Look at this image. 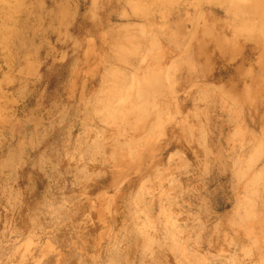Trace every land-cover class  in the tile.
I'll return each mask as SVG.
<instances>
[{
	"label": "rangeland",
	"instance_id": "374dc122",
	"mask_svg": "<svg viewBox=\"0 0 264 264\" xmlns=\"http://www.w3.org/2000/svg\"><path fill=\"white\" fill-rule=\"evenodd\" d=\"M145 1L22 0V7H15L14 18L19 22L6 29L7 39L0 44V264H123L124 261V264H157L158 260V264H264V232L261 235L262 231L257 228L259 223L264 228V222H259L263 217L248 215L250 196L246 190L258 191L251 207L255 212L264 213V93L257 95L253 83V78L259 82L264 80L259 51L264 42V13L244 15L254 19L248 23L257 22L260 26L256 29V33L260 30V35L248 33L247 36L238 30L241 29L239 14L230 10V16L228 7L218 0H173L169 4L167 0L163 4L160 0H147L144 5ZM162 24L164 26H160ZM207 27L232 40L242 50V55L225 56L211 42L203 54H197L198 41L190 43V36L193 33L204 36ZM133 36L138 38L134 40ZM144 36L151 40L146 42ZM156 41L161 42L166 54L161 63L163 72H167L163 82L166 93L152 100L157 101L162 110L167 109L166 116L170 115L161 120L160 126L153 121L160 129L155 133L161 134L154 142L157 148L153 156L147 159L141 171L127 170L114 177L113 170H124L113 162L114 148L123 144L126 137L118 139L113 123L117 124L119 117L112 119L113 123L106 122L105 117L98 114V107L100 109L103 100L106 103V95L112 93L109 87L118 86L113 72L125 71L130 76L134 71L143 72L152 61L154 53L150 56L148 51L145 56V52L140 51L138 57L128 58L127 63L120 61L129 55L130 43L147 47ZM253 91L256 94L251 95ZM100 118L103 123L98 122ZM137 120H132L130 125ZM88 146L91 150H87ZM251 159L254 163L247 164ZM113 178L118 181L116 186ZM84 179H87L86 184ZM26 241H31V246Z\"/></svg>",
	"mask_w": 264,
	"mask_h": 264
},
{
	"label": "bare ground",
	"instance_id": "6f19581e",
	"mask_svg": "<svg viewBox=\"0 0 264 264\" xmlns=\"http://www.w3.org/2000/svg\"><path fill=\"white\" fill-rule=\"evenodd\" d=\"M21 1L22 0H0V25H1V29H0V44H1V42L3 43V40H6L7 39V28L8 27H10V26H13V25H15L16 23H18L19 21H18V19L16 20L15 18H14V16H15V7L17 6V7H22V4H23V2H22V4H21ZM67 1V0H66ZM139 1V0H138ZM147 1V0H146ZM146 1L144 2V5H146ZM152 1V0H151ZM160 1H162V4L163 3H165L164 1H166V0H160ZM219 2H221V3H223V4H225L227 7H228V12H229V14H230V16H231V11L233 10L234 11V13H236L237 15H238V17H239V19L241 20V23H239L238 21V23L241 25V29H239L238 28V30L239 31H244V33H246V35L248 36V33L249 34H251V35H253V33H255L257 36L258 35H260V33H259V31H257V33H256V29L257 28H259L260 29V26H258V25H256L257 24V22H256V24L255 23H248V21H250V20H254V19H248V18H246L244 15L245 14H247V13H249V12H254L253 14L255 15L256 14V12H260V13H264V5L262 6V3H263V1L261 0V1H259V0H218ZM217 1V2H218ZM258 1H259V4H258ZM31 2H33V1H31ZM135 2V1H134ZM137 2V1H136ZM174 1L173 0H167L166 1V4H169V3H173ZM248 2H251V4L252 5H250V3H248ZM143 3V2H142ZM40 4V3H39ZM151 4H153L152 2H151ZM131 5V4H130ZM143 5V7H147V6H144ZM220 5V4H219ZM33 6H34V4H33ZM129 6V5H128ZM152 6V5H151ZM156 6V5H155ZM252 6H254V7H252ZM135 7H137V5H135ZM139 7V6H138ZM142 7V8H143ZM19 8V10L20 11H22L21 9ZM62 8V7H61ZM148 8V7H147ZM146 8V9H147ZM17 9V8H16ZM18 10V9H17ZM16 10V11H17ZM60 10H62V9H60ZM132 10H134L133 8H132ZM137 11L139 10V8L138 9H136ZM231 10V11H230ZM142 11V10H141ZM144 11H146V10H144ZM159 11H160V9H159ZM66 12V11H65ZM135 12V11H134ZM143 12V11H142ZM169 12V11H168ZM144 13H147V12H144ZM19 14V13H18ZM18 14H16V15H18ZM21 14V13H20ZM136 14V13H135ZM141 14V13H140ZM186 14V13H185ZM184 14V15H185ZM228 14V15H229ZM253 14H252V16H253ZM142 15V14H141ZM159 15V14H158ZM164 15V14H163ZM257 15V14H256ZM255 15V16H256ZM199 16V15H198ZM210 16V15H209ZM232 16H235L236 17V15L235 14H232ZM251 16V17H252ZM254 17V16H253ZM62 18V17H61ZM148 18V17H147ZM106 19H107V17H106ZM145 19V18H144ZM237 19V18H236ZM235 19V20H236ZM260 19V18H259ZM258 19V20H259ZM167 20V19H166ZM102 21V20H101ZM106 21V20H105ZM103 22V21H102ZM165 22V21H164ZM164 22H163V24H164ZM227 22V21H226ZM85 23V22H84ZM105 23V22H104ZM160 23V22H159ZM238 23L235 25V26H237L238 25ZM262 23H264V21H262ZM101 24V23H100ZM100 24H99V26H100ZM152 24V23H151ZM160 25V26H164V25ZM232 24V23H231ZM85 25L87 26V24L85 23ZM97 25V24H96ZM102 25H103V23H102ZM189 25V24H188ZM204 25V24H203ZM239 25V26H240ZM166 26V25H165ZM258 26V27H257ZM92 27H94V26H92ZM127 27V26H126ZM159 27V26H158ZM238 27V26H237ZM264 27V26H263ZM90 28V27H89ZM134 28V27H133ZM140 28V27H139ZM144 28V27H143ZM197 28V32H198V26L196 27ZM204 28V27H203ZM209 27H207V29H206V34L203 36V35H201L200 36V34L199 33H197V34H192L191 36H190V43H191V41L192 42H194L195 41V39L198 41V46L195 48V50H197V54L198 53H201V54H203V52L205 51V49L207 48V46L210 44V42L211 43H214V45H216V47L218 48V50L221 52V53H223V54H226L225 56H229V57H234V56H238V55H242V50H240L238 47H236L235 46V44H234V42H232V40H230V39H226L227 37H225V36H223L222 34H219L218 32H216V33H213V31H210L209 29H208ZM262 28V27H261ZM91 29V28H90ZM142 29V28H141ZM145 29V28H144ZM143 29V30H144ZM163 29V28H162ZM223 29V28H222ZM235 28L233 27V30H234ZM263 29V28H262ZM9 30V29H8ZM92 30V29H91ZM121 30H123V32L125 31V27H124V29H121ZM131 30V29H130ZM142 30V31H143ZM159 30V29H158ZM167 30V29H166ZM149 31V30H148ZM152 31V30H151ZM168 31V30H167ZM226 31H228V29L226 30ZM239 31H235V32H239ZM262 31V30H261ZM145 32V31H144ZM159 32H160V30H159ZM196 32V31H195ZM102 33H104L103 31H102ZM128 33V32H127ZM134 33H135V31H134ZM133 33V34H134ZM138 33V32H137ZM203 33H205V31L203 32ZM243 33V34H244ZM129 34V33H128ZM132 34V33H131ZM166 34V33H165ZM234 34V33H233ZM99 35H100V33H99ZM105 35V34H104ZM103 34L101 35V36H104ZM130 35V34H129ZM135 35V34H134ZM144 35V34H143ZM143 35H141V36H143ZM148 35V34H147ZM153 35H155V34H153ZM263 35V34H262ZM10 36V35H9ZM100 36V37H101ZM253 36H255V35H253ZM94 37V36H93ZM128 37V36H127ZM134 37L135 36H133V38L132 39H134ZM139 37H140V35H139ZM145 37V38H144ZM143 38L144 39H146V42H148V41H150L151 39H149L148 37V39L146 38V36H144ZM158 37V36H157ZM160 37V36H159ZM238 37V36H237ZM86 38H88V37H86ZM103 37H101L100 39H102ZM138 37H136L135 39H137ZM151 38V37H150ZM232 38V37H231ZM242 38H244V37H242ZM260 38V37H259ZM99 39V38H98ZM134 39V40H135ZM168 39V38H167ZM166 39V40H167ZM252 39H254V37L252 38ZM103 40V39H102ZM101 40V41H102ZM141 40L142 39H140L139 41L141 42ZM157 40V39H156ZM168 40H170V39H168ZM81 41V40H80ZM131 40H129V42H130ZM133 41V40H132ZM137 41V40H136ZM143 41V40H142ZM254 41H257L256 39L254 40ZM88 42V41H87ZM98 42V41H97ZM96 42V43H97ZM104 42V41H103ZM163 42H164V40H163ZM80 43V42H79ZM159 43H161V42H159ZM159 43H157V41L156 42H154V43H152V42H150L149 43V45L147 46V47H142V45H139V47L137 46L136 47V44H139V43H136L135 44V46H133V45H131V43H130V49H129V53L127 52V54H129V55H126V57H123L122 58V60H120V61H122V62H124V63H127V60H128V58H129V60H130V58H136V57H138L139 55H140V51H144L145 52V54L143 55V56H145L147 53V51L149 52V55L151 56V55H153V53H154V55L151 57V60L152 61H150V62H148L147 64H149L148 65V67H146L145 68V70H144V68H143V72L141 71V72H139V71H134V72H132V75L130 74V76L132 77L131 79L129 78L130 76H129V74H128V76L126 75V73H125V71H118V72H113V76H114V78L118 81V86H117V88L115 89H111L109 86V89H110V91H112V93H108V95H106L107 97V99H106V103L104 104V100H103V106H101L100 107V109H99V107H98V110H99V112H98V114H100V115H103L104 117H105V119L104 120H107L106 122H108V121H112V119H115L116 117H119V119H117L118 121H117V124H115V123H113V121H112V123L115 125V127H116V129H117V131H118V139L119 140H122V138H124V136L126 137V141L124 142H122L123 144H121V145H117L115 148H114V158H113V162H114V164L116 165V166H119V167H122V168H124V170L121 172V171H119V170H113L114 172H113V176L114 177H116V176H121V174H123V173H125L127 170H130L131 172H140L141 171V168H142V166L144 165V163L145 162H147V159H149V158H151L152 156H153V154H154V152H155V150H156V148H157V146H154V142L159 138V136H160V132H159V134H156L155 132H156V130H158L159 128L158 127H155V126H157L160 122H161V120L163 119V118H165V117H167V116H169V115H167L166 116V112H165V109H163L162 110V108H160V106H159V104H158V102L157 101H155V100H152V99H157V96L156 95H160L161 97H163L162 95H163V93L165 92L164 90V86H163V82H164V78L166 77V76H164V74H166L167 72L165 71V72H163V68H162V66H161V63H162V61L163 60H165L166 58H165V52L162 50L163 48L161 47V44H159ZM251 43V42H250ZM92 44V43H91ZM126 44V43H125ZM168 44V43H167ZM179 44V43H178ZM189 44V43H188ZM255 44V43H254ZM261 44V43H260ZM260 44H258V45H260ZM87 45V44H86ZM170 45V44H169ZM257 45V46H258ZM120 46H122V45H120ZM120 46H117V48L118 47H120ZM181 46V45H180ZM188 46H190V44L188 45ZM256 46V45H255ZM89 47V46H88ZM125 47V46H124ZM173 48H175L174 46H172ZM261 47H263L262 48V51L261 50H259L260 51V53H261V64L263 65V66H261L260 67V71L262 72V77H263V79H264V42L262 43V45H261ZM100 48H101V46H100ZM107 48V47H106ZM84 49V48H83ZM137 49H140L139 51L137 50ZM213 49V48H212ZM119 50V49H118ZM128 50V49H127ZM126 50V51H127ZM176 50V49H175ZM85 51H86V49H85ZM88 51H89V49H88ZM93 51V50H92ZM95 51V50H94ZM93 51V53H95ZM151 51V52H150ZM91 51H89V52H87L88 54L90 53ZM99 52V51H98ZM117 52H119V51H117ZM213 52V51H212ZM97 53V52H96ZM122 53H123V50H122ZM186 53H188V52H186ZM190 53H192V54H194V52H190ZM88 54H86V55H88ZM99 55H100V53H98ZM104 54V53H103ZM189 54V53H188ZM86 55H83V56H86ZM121 55H123V54H121ZM176 55H177V53H176ZM195 55V54H194ZM89 56V55H88ZM107 56V55H106ZM119 56V55H118ZM175 55H173V57H174ZM185 56H186V54H185ZM82 57V56H81ZM90 57V56H89ZM101 57V56H100ZM86 58V57H85ZM147 58H148V56H147ZM177 58V57H176ZM191 58V57H190ZM181 59V58H180ZM183 59H186V58H184L183 57ZM182 59V60H183ZM84 60V59H83ZM132 60V59H131ZM135 60V59H134ZM147 60V59H146ZM138 61V60H137ZM144 62H145V59L143 60ZM175 61V60H174ZM260 61V60H259ZM259 61L257 62L258 64H259ZM78 62V61H77ZM76 62V63H77ZM83 62V61H82ZM81 62V63H82ZM86 62V61H85ZM169 62V61H168ZM172 62V61H171ZM189 62V61H188ZM107 63V62H106ZM217 63V62H216ZM215 63V64H216ZM231 63H232V61H231ZM79 64H80V62H79ZM83 64V63H82ZM146 64V65H147ZM176 64H177V62H176ZM84 65V64H83ZM101 65V64H100ZM122 65H124V64H122ZM145 65V64H144ZM143 65V66H144ZM217 65V64H216ZM87 66V65H86ZM96 66V65H95ZM171 66V64H169V66H168V68ZM180 66V65H179ZM215 66V65H214ZM229 66V65H228ZM251 66V65H250ZM85 67V66H84ZM112 67V66H111ZM178 67V66H177ZM212 67H213V65H212ZM211 67V68H212ZM215 67H217V66H215ZM107 68V67H106ZM113 68V67H112ZM127 68H129V67H127ZM180 68V67H179ZM219 68V67H218ZM79 69V68H78ZM136 69V68H135ZM138 70H140L139 68H137ZM100 70V69H99ZM98 70V71H99ZM108 70V69H107ZM110 70V69H109ZM113 70V69H112ZM115 70H117V69H115ZM171 70V69H170ZM174 71V70H173ZM178 71V70H177ZM249 71H250V69H249ZM86 72V71H85ZM88 72V74H89V71H87ZM94 72H96V71H94ZM103 72V71H102ZM214 72H216V71H214ZM80 73V72H79ZM77 74V73H76ZM96 74H98L97 72H96ZM112 74V73H111ZM80 75V74H79ZM83 75H84V73H83ZM90 75V74H89ZM95 75V74H94ZM167 75V74H166ZM214 75V74H213ZM250 75V74H249ZM75 76V75H74ZM77 76V75H76ZM85 76L87 77V75L85 74ZM85 76H82V77H85ZM107 76H108V74H107ZM110 76V75H109ZM108 76V77H109ZM95 77V76H94ZM212 77V76H211ZM210 77V78H211ZM77 78V77H76ZM107 78V77H106ZM75 79V78H74ZM87 79V78H86ZM92 79V78H91ZM95 79V78H94ZM101 79V78H100ZM212 79V78H211ZM81 80H83V78L81 79ZM80 80V81H81ZM96 80V79H95ZM98 80V79H97ZM210 80V79H209ZM250 80H252V79H250ZM75 81H77V80H75ZM74 81V82H75ZM115 81V80H114ZM205 81V80H204ZM73 82V81H72ZM82 83V82H81ZM96 83V82H95ZM110 83H112V82H110ZM213 83V82H212ZM253 83H254V87H256V88H254L255 90H256V93H257V95L258 94H261V93H264V80L263 81H261L260 80V82L257 80V79H254L253 78ZM99 84V83H98ZM215 84V83H214ZM248 84V83H247ZM72 85H73V83H72ZM71 85V86H72ZM82 85H83V83H82ZM111 85H114V84H111ZM205 85V84H204ZM249 85V84H248ZM106 86V85H105ZM190 86H192V85H190ZM246 86V85H245ZM73 87V86H72ZM85 87H86V83H85ZM115 87V86H114ZM75 88V87H74ZM211 88V87H210ZM244 88V87H243ZM109 89H108V91H109ZM138 89V90H137ZM168 89V88H167ZM219 89V88H218ZM230 89H233V86H231V88ZM169 90V89H168ZM175 90V89H174ZM205 90V89H204ZM211 91H213L212 89H210ZM251 90L252 89H249L247 92L248 93H251ZM94 91H95V89H94ZM135 91H136V95H134V93H135ZM196 91V90H195ZM242 91V90H241ZM79 92V91H78ZM169 92V91H168ZM205 92V91H204ZM218 92V91H217ZM240 92V91H239ZM254 92V91H253ZM71 93V92H70ZM85 93V92H84ZM88 93V92H87ZM99 93H100V91H99ZM166 93V92H165ZM193 93V92H192ZM255 92L253 93V94H251V95H254V94H256ZM79 94V93H78ZM203 94V93H202ZM236 94V93H235ZM105 95V94H104ZM166 95V94H165ZM192 94H190V96H191ZM214 95V94H213ZM245 95H249V94H245ZM74 96V95H73ZM86 96V95H85ZM90 96H92V95H90ZM102 96H103V94H102ZM204 96V95H203ZM232 96H234V94L233 95H231L229 98L231 99L232 98ZM246 96V97H247ZM98 96H96V98H97ZM161 97H159V101H160V98ZM201 97H202V95H201ZM206 97V96H205ZM215 97V96H214ZM71 98V97H70ZM81 98V97H80ZM79 98V99H80ZM89 98V97H88ZM87 98V99H88ZM78 99V98H77ZM90 99V98H89ZM98 99H99V97H98ZM105 99V98H104ZM162 99V98H161ZM200 99V98H199ZM205 99H207V97L205 98ZM204 99V100H205ZM158 100V99H157ZM204 100H203V102H204ZM161 101H163V100H161ZM201 101V100H200ZM97 102H100V99L97 101ZM157 102V103H156ZM168 102V101H167ZM199 102V101H198ZM102 103V101L100 102V104ZM163 103V102H162ZM245 103V102H244ZM165 104V103H164ZM80 105V104H79ZM99 105V104H98ZM102 105V104H101ZM162 105V104H161ZM166 105H168V104H166ZM166 105H165V107H166ZM77 106V105H76ZM94 106H96V105H94ZM163 106V105H162ZM161 106V107H162ZM248 106V105H247ZM84 107H86V106H84ZM175 107V106H174ZM221 107V106H220ZM223 107V106H222ZM236 107V106H235ZM170 108V107H169ZM230 108V107H229ZM96 109V108H95ZM171 109H172V107H171ZM97 110V109H96ZM167 110V109H166ZM176 110V109H175ZM169 113H171V111H169ZM195 113V112H194ZM201 113V112H200ZM181 114H183V113H181ZM228 114V113H227ZM255 114V113H254ZM264 114V113H263ZM173 115V114H172ZM194 116H196V115H194ZM228 116V115H227ZM241 116V115H240ZM95 117H97V118H99V116H95ZM170 118H172V117H170ZM170 118H168V119H166V120H169ZM205 118V117H204ZM137 119H139V120H137ZM184 119V118H183ZM197 119V118H196ZM222 119V118H221ZM99 120H100V122H102V120H101V118L100 119H98V122H99ZM132 120H137L138 122H134V124L133 125H130L132 122ZM163 120H165V119H163ZM205 120V119H204ZM237 120V119H236ZM116 121V120H115ZM148 121H149V123L150 124H148ZM153 121H154V123H155V121H157L156 123H158L157 125L156 124H154L153 125ZM176 121V120H175ZM197 121V120H196ZM104 122V121H103ZM102 122V123H103ZM167 122V121H166ZM169 122H171V121H169ZM199 122V121H198ZM112 123H111V125H112ZM194 123L195 122H193V125H194ZM94 124V123H93ZM166 124V123H165ZM165 124H163L162 126H165ZM172 124V123H171ZM187 124H189L188 122H187ZM109 125V124H108ZM110 125V126H111ZM95 126V125H94ZM149 126V127H148ZM158 126H160V124L158 125ZM196 126V125H195ZM194 126V127H195ZM181 127V126H180ZM99 128V127H98ZM158 128V129H157ZM179 128V127H178ZM106 129V128H105ZM168 129V128H167ZM180 129V128H179ZM182 129V128H181ZM96 133H97V131L95 130V129H93ZM98 130V129H97ZM100 130V129H99ZM112 130V129H111ZM160 130V129H159ZM158 130V131H159ZM235 130V129H234ZM85 131V130H84ZM162 131V130H161ZM236 131V130H235ZM88 132V131H87ZM87 132H86V134H87ZM130 132H133V133H130ZM93 133V132H92ZM109 133V132H108ZM158 133V132H157ZM190 133H191V135H192V131H190ZM91 134V133H90ZM129 134H131V136H132V138H130L129 140L127 139L128 138V135ZM237 134V133H236ZM245 134H246V131H245ZM189 135V134H188ZM202 135V134H201ZM87 136V135H86ZM97 136V135H96ZM130 136V137H131ZM207 136V135H206ZM208 136H209V134H208ZM233 136H234V134H233ZM90 137V136H89ZM92 137V136H91ZM95 137V136H94ZM106 137H107V135H106ZM121 139H120V138ZM162 137V136H161ZM167 138H169V137H167ZM200 138H202V136L200 137ZM208 138V137H207ZM235 138V137H234ZM248 138V137H247ZM117 139V140H118ZM125 139V138H124ZM185 139V138H184ZM233 139V138H232ZM90 140V139H89ZM116 140V141H117ZM119 140H118V142H119ZM162 140V139H161ZM193 140V139H192ZM240 140V139H239ZM242 140V139H241ZM248 140V139H247ZM80 141V140H79ZM84 141V140H83ZM86 141V140H85ZM98 141V140H97ZM205 141V140H204ZM251 141V140H250ZM254 141V140H253ZM87 142V141H86ZM201 142H203V141H201ZM95 143H97V142H94V144ZM99 143H100V141H99ZM163 143V142H162ZM174 143V142H173ZM185 143H187V142H185ZM199 143V142H198ZM218 143V142H217ZM240 143V142H239ZM244 143V142H243ZM257 143V142H256ZM206 144V143H205ZM208 144V143H207ZM224 144V143H223ZM253 144V143H252ZM89 145H90V143H89ZM93 145V144H92ZM104 145V144H103ZM179 145V144H178ZM185 145V144H184ZM257 145V144H256ZM186 146H187V144H186ZM196 146H197V144H196ZM218 146V145H217ZM255 146V145H254ZM80 147V146H79ZM84 146H82V148H83ZM97 147H98V144H97ZM101 147V146H100ZM184 147V146H183ZM200 147H201V145H200ZM206 147V146H205ZM248 147V146H247ZM94 148H96V147H94ZM99 148V147H98ZM102 148V147H101ZM167 148V147H166ZM186 148H188V147H186ZM203 148V147H202ZM208 148V147H207ZM240 148V147H239ZM242 148V147H241ZM86 149V148H85ZM91 150V148H89V146L87 147V150ZM110 149H112V148H110ZM176 149V148H175ZM84 150V149H83ZM100 150V149H99ZM106 150V149H105ZM108 150V149H107ZM191 150V149H190ZM257 150V149H256ZM82 151V150H81ZM96 151V150H95ZM98 151V150H97ZM109 151V150H108ZM111 151V150H110ZM176 151V150H175ZM178 151V150H177ZM215 151V150H214ZM99 152V151H98ZM112 152V151H111ZM205 152V151H204ZM208 152H210V151H208ZM219 152V151H218ZM246 152V151H245ZM249 152V151H248ZM92 153V152H91ZM97 153V152H96ZM175 153V152H174ZM214 153V152H213ZM103 154V153H102ZM107 154V153H106ZM172 154V153H171ZM182 154V153H181ZM185 154V153H184ZM204 154V153H203ZM216 154H217V151H216ZM253 154V153H252ZM93 155V154H92ZM107 155H110V153L109 154H107ZM174 155H176V154H174ZM210 155V154H209ZM215 155V154H214ZM172 156V155H171ZM181 156V155H180ZM210 156H213V155H210ZM253 156V155H252ZM262 156V155H261ZM106 157H109V156H106ZM168 157H170V156H168ZM246 157V156H245ZM102 158V157H101ZM104 158V157H103ZM173 158V157H172ZM182 158V157H181ZM211 158V157H210ZM214 158H215V156H214ZM170 159V158H169ZM241 159V158H240ZM103 160V159H102ZM108 160V159H107ZM172 160V159H171ZM195 160V159H194ZM202 160V159H201ZM212 160V159H211ZM234 160V159H233ZM261 160V159H260ZM89 161V160H88ZM254 159H251V161H249L247 164H253L254 163ZM103 162V161H102ZM170 162V161H169ZM219 162V161H218ZM239 162V161H238ZM57 163V162H56ZM97 163H98V161H97ZM163 163V162H162ZM181 163V162H180ZM196 163V162H195ZM244 163V162H243ZM108 164H110V163H108ZM112 164V163H111ZM154 164V163H153ZM179 164V163H178ZM219 164V163H218ZM90 165H92V163L90 164ZM173 165V164H172ZM94 166H95V164H94ZM150 166V165H149ZM171 166V165H170ZM16 167V166H15ZM83 167V166H82ZM235 167V166H234ZM247 168H249V166L247 165L246 166ZM53 168V167H52ZM88 168V167H87ZM95 168V167H94ZM236 168V167H235ZM89 169V168H88ZM87 169V170H88ZM218 169V168H217ZM255 169V168H254ZM259 169V168H258ZM146 170H148V168L146 169ZM190 170V169H189ZM204 170V169H203ZM219 170V169H218ZM237 169H235V171H236ZM110 171V170H109ZM169 171V170H168ZM255 171V170H254ZM84 172V171H83ZM161 172V171H160ZM239 172H241V171H239ZM200 173V172H199ZM233 173H234V171H233ZM250 173V172H249ZM86 174V173H85ZM141 174V173H140ZM144 174V173H143ZM142 174V175H143ZM172 174V173H171ZM171 174H170V176H171ZM204 174V173H203ZM237 174V173H236ZM239 174V173H238ZM251 174H252V171H251ZM79 175V174H78ZM80 175H82V174H80ZM87 175V174H86ZM169 175V174H168ZM240 175V174H239ZM246 175V174H245ZM249 175V174H248ZM17 176V175H16ZM30 176V175H29ZM161 176V175H160ZM164 176V175H163ZM200 176H201V174H200ZM205 176V175H204ZM235 176V175H234ZM251 176V175H250ZM83 177H85V176H83ZM89 178V176H86V178ZM165 177H167V176H165ZM245 177V176H244ZM262 177H264V176H262ZM150 178V177H149ZM226 178V177H225ZM243 178V177H242ZM151 180H152V178H150ZM172 179V178H171ZM200 179V178H199ZM247 179V178H246ZM260 179V178H259ZM80 180H82V179H79V181ZM85 180H87V179H84V181ZM160 180V179H159ZM238 180V179H237ZM253 180V179H252ZM251 180V181H252ZM255 180L257 181L258 179L256 178V176H255ZM146 181V180H145ZM157 181V180H156ZM162 181V180H161ZM202 181V180H201ZM239 181V180H238ZM243 181V180H242ZM247 182H248V180H246ZM250 181V180H249ZM250 181V182H251ZM88 182V181H87ZM118 181L117 180H115L114 178H113V180H112V183L114 184V186H116L117 184H115V183H117ZM142 182V181H141ZM150 182V181H149ZM154 182V181H153ZM178 182V181H177ZM93 183V182H92ZM110 183V182H109ZM130 183H134V182H132V181H130ZM147 183H148V181H147ZM162 183V182H161ZM166 183V182H165ZM241 183V182H240ZM84 184H86V181H85V183ZM108 184V183H107ZM141 185H143L142 183H140ZM156 185L155 186H157L158 184L157 183H155ZM160 184V183H159ZM163 184V183H162ZM167 184H168V182H167ZM243 184V183H242ZM254 184H256L255 183V181H254ZM254 184H253V186H254ZM257 184H258V182H257ZM121 185V184H120ZM140 185V186H141ZM152 185V184H151ZM169 185V184H168ZM179 185V184H178ZM231 185V184H230ZM249 185V184H248ZM259 185V184H258ZM111 186V185H110ZM126 186V185H125ZM154 186V187H155ZM239 186V185H238ZM249 186H252V185H249ZM11 187V186H10ZM122 187V186H121ZM175 186H173V188H174ZM256 187V186H255ZM259 187V186H258ZM257 187V188H258ZM261 187H262V185H261ZM142 188V187H141ZM163 188V187H162ZM231 188L233 189V188H235V186L234 187H232L231 186ZM254 188V187H253ZM108 189V188H107ZM114 189V188H113ZM139 189V188H138ZM143 189H146V187H144ZM151 189V188H150ZM149 189V190H150ZM155 189H157V188H155ZM176 189V188H175ZM239 189V188H238ZM238 189H236L237 191H238ZM12 190V189H11ZM97 190V189H96ZM101 190V189H100ZM99 190V191H100ZM140 190V189H139ZM166 191H167V189H165ZM170 190V189H169ZM173 190V189H172ZM246 190H247V195H249L250 196V205H249V210L247 211V213H248V215H251V214H255V215H253L252 217H254V218H258V216L260 215V216H262L263 217V219H261L260 218V221L259 222H264V213L263 212H255L254 211V209L251 207V205L254 203V197L256 198L257 196L255 195L256 194V191H254L252 188H246ZM117 191V190H116ZM121 191V190H120ZM141 191V190H140ZM139 191V192H140ZM144 190H142L141 192H143ZM156 191H158V190H156ZM178 191V190H177ZM240 191V190H239ZM261 191V190H260ZM105 192V191H104ZM169 192V191H168ZM171 192V191H170ZM123 193V192H122ZM131 193L132 192H130L129 193V195H131ZM193 193V192H192ZM235 193V192H234ZM261 193V192H260ZM55 194V193H54ZM100 194V193H99ZM98 194V195H99ZM138 194V193H137ZM141 194V193H140ZM160 194V193H159ZM182 194V193H181ZM188 194V193H187ZM257 194H258V191H257ZM162 195H164V194H162ZM166 195H168L167 193H166ZM165 195V196H166ZM105 196H107L106 195V193H105ZM261 196V195H260ZM99 197H101L100 195H99ZM109 197V196H108ZM112 197H114V196H112ZM116 197V196H115ZM164 197V196H163ZM168 197V196H167ZM165 198L166 200L167 199H169V198ZM175 197V196H174ZM188 197V196H187ZM82 198V197H81ZM80 198V199H81ZM102 198V197H101ZM147 198V197H146ZM145 198V199H146ZM52 199V198H51ZM109 199V198H108ZM149 199V198H148ZM154 199V198H153ZM257 199V198H256ZM131 200V199H130ZM137 200V199H136ZM262 200V199H261ZM150 201V200H149ZM154 201H156V200H154ZM172 201V200H171ZM176 201V200H175ZM207 201V200H206ZM237 201V200H236ZM263 201V200H262ZM128 202V201H127ZM157 202H158V200H157ZM204 202V201H203ZM241 202V201H240ZM95 203V202H94ZM134 203V202H133ZM161 204L160 205H162V202H160ZM144 204H145V202H144ZM152 204V203H151ZM178 204V203H177ZM182 204V203H181ZM153 205V204H152ZM179 205V204H178ZM240 205V204H239ZM242 205V204H241ZM244 205H246L245 203H244ZM243 205V206H244ZM262 205H264V201H263V203H262ZM141 206V205H140ZM91 207V206H90ZM96 207H97V205H96ZM138 207V206H137ZM142 207V206H141ZM157 207V206H156ZM239 207V206H238ZM95 208V207H94ZM134 208H136V207H134ZM133 208V211L135 210ZM159 208V207H158ZM165 208H167V207H164V209ZM171 208H173V207H171ZM184 208V207H183ZM241 208H242V206H241ZM247 208V207H246ZM258 208V207H257ZM264 208V207H263ZM104 209H105V207H104ZM236 209V208H235ZM245 209V208H244ZM259 209L261 210V208H260V204H259ZM37 210V209H36ZM136 210H137V208H136ZM135 210V211H136ZM175 210V209H174ZM153 211V210H152ZM160 211V210H159ZM164 211V210H163ZM234 211V210H233ZM263 211V210H262ZM112 212V211H111ZM130 212V211H129ZM161 212H162V210H161ZM166 212V211H165ZM179 212V211H178ZM241 212V211H240ZM109 214V213H108ZM129 214V213H128ZM131 214V213H130ZM160 214V213H159ZM161 214H163V213H161ZM167 214V213H166ZM116 215V214H115ZM114 215V216H115ZM133 215V214H132ZM139 215V214H138ZM146 215V214H145ZM165 215V214H164ZM168 215V214H167ZM171 215H172V212H171ZM177 215V214H176ZM175 215V216H176ZM179 215V214H178ZM177 215V216H178ZM111 216H113V215H110V217ZM128 216V215H127ZM141 216H143V215H141ZM152 216V215H151ZM201 216V215H200ZM131 217V216H130ZM169 217H171V216H169ZM183 217V216H182ZM141 218V217H140ZM148 218H150V217H148ZM159 218V217H158ZM168 218V217H167ZM245 218V217H244ZM35 218H33V220H34ZM102 219H104V218H102ZM101 219V220H102ZM131 219V218H130ZM144 219V218H143ZM147 219V218H146ZM154 219V218H153ZM152 219V220H153ZM162 219H164V218H162ZM236 219V218H235ZM234 219V220H235ZM239 219V218H238ZM132 220V219H131ZM151 220V219H150ZM169 220V219H168ZM230 220V219H229ZM104 221V220H103ZM164 221H166V220H164ZM239 221V220H238ZM31 222V221H30ZM102 222V221H101ZM106 222H107V220H106ZM113 222V221H112ZM125 222V221H124ZM134 222V221H133ZM143 222V221H142ZM160 222H161V220H160ZM184 222V221H183ZM223 222V221H222ZM231 222V221H230ZM257 222V221H256ZM99 223H100V221H99ZM105 223V222H104ZM152 223V222H151ZM168 223V222H167ZM239 223H241V222H239ZM244 223H245V221H244ZM253 223V222H252ZM102 225H103V222L101 223ZM107 224H108V222H107ZM125 224V223H124ZM133 224V223H132ZM140 224V223H139ZM145 224V223H144ZM165 224H166V222H165ZM170 224V223H169ZM168 224V225H169ZM180 224V223H179ZM187 224V223H186ZM202 224V223H201ZM222 224V223H221ZM255 224V223H254ZM261 223H259V226L257 227V228H259L262 232L260 233L261 235L263 234V230H264V228H263V226L262 225H260ZM110 225V224H109ZM157 225V224H156ZM167 225V224H166ZM171 225V224H170ZM224 225V224H223ZM222 225V226H223ZM27 226V225H26ZM135 226V225H134ZM134 226H132V227H134ZM153 226V225H152ZM178 226V225H177ZM231 226V225H230ZM107 227V226H106ZM123 227V226H122ZM124 227H125V225H124ZM123 227V228H124ZM147 227V226H146ZM153 227H158V226H153ZM152 227V228H153ZM171 227V226H170ZM176 227V226H175ZM227 227H228V225H227ZM243 227H245L244 225H243ZM242 227V228H243ZM28 228V227H27ZM135 228V227H134ZM137 228H138V226H137ZM178 228V227H177ZM184 228V227H183ZM251 228H253L252 226H251ZM41 229V228H40ZM94 229V228H93ZM102 229V228H101ZM124 229H126V228H124ZM157 229V228H156ZM191 229V228H190ZM194 229V228H193ZM207 229V228H206ZM238 229V228H237ZM244 229V228H243ZM246 229V228H245ZM256 229V228H255ZM254 229V230H255ZM18 230V229H17ZM99 230V229H98ZM105 230V229H104ZM175 230V229H174ZM185 230H189L188 228H186ZM204 230V229H203ZM251 231L253 230V229H250ZM250 230H249V232H250ZM27 231V230H26ZM25 231V232H26ZM41 231V230H40ZM78 231V230H77ZM87 231V230H86ZM176 231V230H175ZM104 232V231H103ZM112 232V231H111ZM121 232V231H120ZM119 232V233H120ZM127 232V231H126ZM140 232V231H139ZM145 232H147V231H145ZM198 233H199V231H197ZM202 232V231H201ZM200 232V233H201ZM260 232V231H259ZM102 233V232H101ZM123 233V232H122ZM135 233V232H134ZM170 233V232H169ZM179 233V232H178ZM188 233V232H187ZM257 233H258V231H257ZM29 234V233H28ZM136 234V233H135ZM165 234V233H164ZM186 234V233H185ZM238 234V233H237ZM259 234V233H258ZM18 235V234H17ZM35 235V234H34ZM33 235V236H34ZM103 235V234H102ZM122 235V234H121ZM127 235V234H126ZM138 235V234H137ZM153 235V234H152ZM169 235V234H168ZM245 235H247L246 233H245ZM251 235V234H250ZM53 236V235H52ZM111 236V235H110ZM120 236V235H119ZM166 236V235H165ZM188 236V235H187ZM252 236V235H251ZM32 237V236H31ZM99 237H100V235H99ZM103 237V236H102ZM123 237V236H122ZM147 237V236H146ZM148 237H150V236H148ZM152 237V236H151ZM154 237V236H153ZM237 237V236H236ZM235 237V238H236ZM240 238L242 237L241 235L239 236ZM50 238V237H49ZM101 238V237H100ZM104 238V237H103ZM108 238V237H107ZM139 238V237H138ZM143 238V237H142ZM170 238H171V236H170ZM170 238H169V240H170ZM187 238H189V237H187ZM201 238V237H200ZM29 239V238H28ZM109 239H111V237L109 238ZM123 239V238H122ZM145 239V238H144ZM184 239V238H183ZM186 239V238H185ZM233 239V238H232ZM244 239V238H243ZM256 239H258V238H256ZM26 240V239H25ZM75 240H78V239H75ZM108 240V239H107ZM121 240V239H120ZM132 240V239H131ZM149 240V239H148ZM168 240V241H169ZM172 240V239H171ZM179 240V239H178ZM178 240H177V242H178ZM187 240V239H186ZM189 240H190V238H189ZM202 240V239H201ZM236 240H237V238H236ZM235 240V241H236ZM6 241V240H5ZM52 241V240H51ZM84 241V240H83ZM103 241H104V239H103ZM147 241V240H146ZM164 241V240H163ZM185 241V240H184ZM206 241V240H205ZM221 241H223V240H221ZM234 241V240H233ZM258 241H259V239H258ZM263 241H264V239H263ZM26 242H28V241H26ZM29 242H31V241H29ZM28 242V244L31 246V243H29ZM123 242V241H122ZM147 242H149V241H147ZM156 242V241H155ZM158 242V241H157ZM213 242V241H212ZM228 242V241H227ZM245 242V241H244ZM250 242V241H249ZM154 243V242H153ZM167 243V242H166ZM173 243V242H172ZM238 243V242H237ZM240 243H241V241H240ZM264 243V242H263ZM122 244V243H121ZM124 244V243H123ZM142 244H143V242H142ZM183 244H185V242L183 243ZM182 244V245H183ZM40 245V244H39ZM80 245V244H79ZM84 245H85V243H84ZM98 245H99V243H98ZM101 245V244H100ZM99 245V246H100ZM116 245V244H115ZM147 244H145V246H146ZM154 245V244H153ZM168 245H169V243H168ZM200 245H201V243H200ZM219 245H220V243H219ZM239 245V244H238ZM259 245H261V243L259 244ZM8 246V245H7ZM18 246V245H17ZM30 246H29V248H30ZM54 246V245H53ZM143 246V245H142ZM216 246H217V244H216ZM215 246V247H216ZM237 246V245H236ZM243 246V245H242ZM102 247V246H101ZM103 247H105V246H103ZM135 247V246H134ZM138 247V246H137ZM149 247H150V245H149ZM154 247H155V249H157L156 248V246L154 245ZM154 247H152L151 249H153ZM169 247V246H168ZM183 247V246H182ZM189 247V246H188ZM191 247V246H190ZM241 247V246H240ZM12 248V247H11ZM41 248H43V247H41ZM94 248V247H93ZM99 248V247H98ZM165 248V247H164ZM196 248V247H195ZM261 248V247H260ZM259 248V249H260ZM264 248V247H263ZM92 249V248H91ZM106 249H108V247H106ZM110 249V248H109ZM149 249V248H148ZM148 249L146 250V251H148ZM151 249H150V252H151ZM182 249V248H181ZM191 249H193V248H191ZM24 250V249H23ZM46 250H47V248H46ZM96 250V249H95ZM117 250H119V248L117 249ZM138 250V249H137ZM164 250V249H163ZM163 250H162V252H163ZM170 250V249H169ZM168 250V251H169ZM225 250V249H224ZM108 251H110V250H108ZM121 251V250H120ZM166 251H167V249H166ZM180 251V250H179ZM178 251V252H179ZM185 251H186V249H185ZM228 251V250H227ZM3 252V251H2ZM30 252V251H29ZM43 252V251H42ZM144 252H145V249H144ZM161 252V251H160ZM159 251L157 252V253H160ZM174 252V251H173ZM177 252V251H176ZM222 252H223V250H222ZM243 252V251H242ZM256 252V251H255ZM22 253H23V251H22ZM21 253V254H22ZM39 253V252H38ZM45 253V252H44ZM108 253H110V252H108ZM154 253V252H153ZM168 253V252H167ZM191 253V252H190ZM227 253V252H226ZM233 253H234V251H233ZM8 254V253H7ZM32 254V253H31ZM42 254V253H41ZM75 254V253H74ZM98 254V253H97ZM118 254V253H117ZM119 254H121V253H119ZM125 254V253H124ZM148 254H149V252H148ZM155 254V253H154ZM165 254H166V252H165ZM225 254V253H224ZM256 254V253H255ZM44 255V254H43ZM72 255H73V253H72ZM81 255V254H80ZM86 255V254H85ZM100 255V254H99ZM116 255V254H115ZM122 255V254H121ZM120 255V256H121ZM126 255V254H125ZM147 255V254H146ZM150 255V254H149ZM160 255V254H159ZM191 255V254H190ZM193 255V254H192ZM230 255V254H229ZM259 255V254H258ZM3 256V255H2ZM27 256V255H26ZM34 256V255H33ZM75 256H79V255H75ZM82 256V255H81ZM101 256V258H102V255H100ZM100 256H97V257H100ZM109 256H111V255H109ZM162 256H163V254H162ZM174 256H176L175 254H174ZM184 256H186V255H183V257ZM188 256V255H187ZM239 256V255H238ZM252 256V255H251ZM254 256V255H253ZM23 257V256H22ZM28 257H29V255H28ZM41 257V256H40ZM74 257V256H73ZM106 257V256H105ZM107 257H108V254H107ZM116 257H118V255L116 256ZM115 257V258H116ZM124 257V256H123ZM157 257V256H156ZM170 257V256H169ZM178 257V256H177ZM240 257V256H239ZM244 257V256H243ZM248 257V256H247ZM263 257V256H262ZM23 258H25V257H23ZM34 258V257H33ZM51 258V257H50ZM64 258V257H63ZM78 258V257H77ZM153 258H155V256L153 257ZM160 258V257H159ZM197 258H199V257H197ZM231 258V257H230ZM257 258V257H256ZM260 258V257H259ZM65 259V258H64ZM80 259V258H79ZM82 259H83V257H82ZM81 259V260H82ZM106 259V258H105ZM111 259H112V257H111ZM126 259H127V257H126ZM220 259V258H219ZM25 260H26V258H25ZM24 260V261H25ZM28 260V259H27ZM33 260V259H32ZM54 260V259H53ZM67 260V259H66ZM91 261H92V259H90ZM95 260V259H94ZM148 260H149V258H148ZM175 260V259H174ZM190 260V259H189ZM198 260V259H197ZM196 260V261H197ZM249 260V259H248ZM259 260V259H258ZM262 260H263V258H262ZM7 261V260H6ZM21 261H22V258H21ZM34 261H36V260H34ZM60 261V260H59ZM77 261V260H76ZM96 261V260H95ZM94 261V262H95ZM105 261V260H104ZM145 261V260H144ZM162 261H164V260H162ZM186 261V260H185ZM200 261V260H199ZM231 261V260H230ZM250 261H252V259H250ZM261 261V260H260ZM20 262V261H19ZM26 262V261H25ZM56 262V261H55ZM82 262V261H81ZM83 262H84V260H83ZM86 262V261H85ZM112 262H113V260H112ZM201 262V261H200ZM206 262H208V261H206ZM229 261H227V263H228ZM257 262V261H256ZM259 262V261H258ZM39 263V262H38ZM88 263V262H87ZM86 263V264H87ZM90 263V262H89ZM97 263V262H96ZM124 263H125V261H124ZM123 263V264H124ZM149 263H151V262H149ZM158 263H159V260H158ZM157 263V264H158ZM162 263V262H161ZM189 263V262H188ZM196 263V262H195ZM195 263H193V264H195ZM77 264V263H76ZM83 264H85V263H83ZM118 264H119V262H118ZM153 264V263H152ZM164 264V263H163ZM169 264V263H168ZM234 264V263H233Z\"/></svg>",
	"mask_w": 264,
	"mask_h": 264
}]
</instances>
